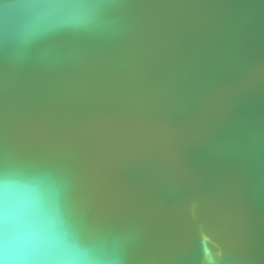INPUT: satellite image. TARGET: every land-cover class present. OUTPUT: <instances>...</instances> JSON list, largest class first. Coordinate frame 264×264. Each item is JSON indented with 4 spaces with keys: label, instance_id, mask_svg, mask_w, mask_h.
Wrapping results in <instances>:
<instances>
[{
    "label": "water",
    "instance_id": "1",
    "mask_svg": "<svg viewBox=\"0 0 264 264\" xmlns=\"http://www.w3.org/2000/svg\"><path fill=\"white\" fill-rule=\"evenodd\" d=\"M103 3L96 30L0 37V173L55 177L124 264H264V0Z\"/></svg>",
    "mask_w": 264,
    "mask_h": 264
},
{
    "label": "clouds",
    "instance_id": "2",
    "mask_svg": "<svg viewBox=\"0 0 264 264\" xmlns=\"http://www.w3.org/2000/svg\"><path fill=\"white\" fill-rule=\"evenodd\" d=\"M103 0H12L0 37L27 49L50 32L103 23ZM118 237L85 242L66 222L55 177L0 173V264H124Z\"/></svg>",
    "mask_w": 264,
    "mask_h": 264
}]
</instances>
